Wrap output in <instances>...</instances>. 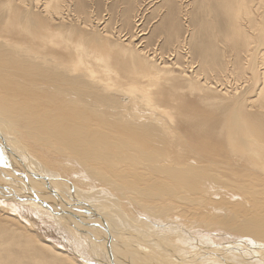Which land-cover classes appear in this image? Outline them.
I'll return each mask as SVG.
<instances>
[{"label":"rangeland","instance_id":"rangeland-1","mask_svg":"<svg viewBox=\"0 0 264 264\" xmlns=\"http://www.w3.org/2000/svg\"><path fill=\"white\" fill-rule=\"evenodd\" d=\"M19 1L21 2L22 0H12L10 2L0 0V15L10 13L9 9L11 7L13 10L11 12H14L12 15L27 16L34 13V15L39 16V13L40 16L44 17L47 14L44 13L46 11L42 12L43 9L45 10L47 0H39L41 3L44 1L42 5L38 4L39 8L34 5L38 0H29L32 1L31 3L28 0L23 1L26 2L28 7L23 2H21V5ZM63 1L64 6L60 11L63 12V17L66 16L65 18H68V22H64V25L56 22L55 27L57 30H60L61 26L63 32L67 35L69 34L68 36L73 35L75 36L73 38H79L82 35L81 39L83 38L86 44L93 43L94 46L98 44L96 39L99 35L101 37L104 34L107 35L109 38L101 40V43H106L105 52L111 56L110 62L120 68V74L123 71L124 59L125 62H129V58H126V56L121 60L122 55L129 54L130 51L137 54L140 51L139 62L150 73H156L155 80L151 81L147 77L141 80L143 85L149 89V93H151L155 103L161 110H157L155 113L152 112L150 115L148 111L151 108L140 101L133 108V100L131 102L129 100L126 101L130 99V96L125 93L122 94L123 92L120 90H113L111 92L113 94L106 95L108 105L104 110L90 108L88 109L89 111H83L86 118H97L100 123L94 131H88V139L97 132H113L109 136L110 146L107 148V151L113 155L112 163L108 160L103 161L102 158L93 159L90 162V164L99 163L100 173L104 174H90L85 172L79 162L69 157V155L66 157V155L60 154L59 151L51 153L50 149L45 148L44 150L43 144L39 142L41 138L39 136L35 137V135L30 136L31 133L28 132H24L26 137L21 138V140L19 136H16V133H12V137L16 136V139L19 138L18 144L12 148L13 151L12 149L10 152L5 151V144L7 145V143L2 144L0 142V149L5 151L0 150V167L3 168L2 170L7 171L8 176L14 179L22 177H17V175L20 176L19 172L21 171L26 174V167H28L27 174L32 173L31 176L40 175L43 169V173L46 172L44 176L49 175L55 180L56 177L53 176L55 174L67 179L73 183V186L75 185V188L82 192H80L82 198L80 196L77 197L78 194L75 193L76 199L82 203L91 204L94 202L96 206H103L97 209H103L105 213L109 212L108 214L114 217L113 220L118 224H114L116 230L119 231V235L122 234L119 238H121V241L124 239L120 242L121 244L126 245L128 250H132L138 256H143L140 253L141 251L150 254L156 264H160L159 258L167 259L170 257L168 256L170 253L168 250L171 248L174 255L177 257L182 256L183 258H181L185 262L200 264V262H196L200 255H197V251H194L198 245L210 248V251L217 247L225 249L226 253H224L223 249L222 252H218L220 253L219 258L225 259L230 264H264V256L260 249L264 246V243L254 241L250 237L247 238L233 231L245 218H248V220L250 218L253 222L264 221V149H251L250 152L244 153L239 147L237 149L239 153H227L228 156H224V153L220 151L218 153L217 150L219 145L217 138L225 139V132L224 130L222 131L221 127L226 119L229 118L230 113L237 111L246 98H255L253 97L256 93L255 87L262 84L260 76L262 70L258 60L259 52L252 57L244 53L241 55L234 42L227 41L231 34V23L228 20L229 15L225 13L226 2L222 0ZM15 3L16 5H14ZM32 10L35 12H32ZM263 10L264 6L261 10L264 15ZM259 13L260 11H257L256 15H260ZM72 14L76 16L73 17ZM53 15L55 14L53 13ZM77 19L79 23H74L75 21L78 22ZM69 20H71L72 24ZM90 27L91 29H89ZM93 29H97L96 32ZM130 44H132V47H130ZM261 48L262 46H260ZM124 50L128 51L124 53ZM90 62H93L92 58ZM165 65L166 68L164 70L163 67ZM113 76L115 80L120 78L119 74H114ZM121 77L124 79L123 76ZM51 93L58 99L63 97L62 95ZM118 93L120 94L119 96L114 95ZM108 98H110L111 103ZM83 107L85 105H74L76 110H82L84 109ZM115 110H129L128 116L130 111L137 112L139 110L138 113L140 115L145 113L141 116L143 122L137 127L126 126L130 125V123L124 124L119 121L120 119L116 121L112 118ZM244 114L256 117L249 110L244 111ZM53 117L61 122L56 123L57 128L55 130L58 134L55 130H43L44 135L49 137V144L57 143L61 133H68L63 126L64 116L56 114ZM73 117L74 119L70 126L72 129L77 126L78 122L82 121L79 114ZM154 118L155 121L153 120ZM48 126L53 128V124ZM150 126L154 127L147 132L146 130ZM251 127L252 130L257 131L262 129V134L264 135V117L260 118L257 126ZM166 135H170L174 139L170 138L171 142L168 143L163 139V136L165 138ZM125 136L129 137L130 140H126ZM147 138L149 142L145 141ZM30 139H33L31 144L29 142ZM172 140L175 141L173 142ZM142 145L153 146L156 151H154L155 156V153H159L161 151L160 148L165 146L168 150L165 149L167 152L173 153V158L179 159L180 153L182 156L179 160L183 161L184 159L183 162L190 164L196 163L200 167L198 181L196 180L195 184L188 185L184 181L175 182L172 180L174 179L172 176H170L172 178H169V176L154 174L153 170H151V173L150 170L147 173L144 167V172L137 170L139 169V164L150 163L149 155L140 152ZM261 147L264 148V145ZM86 148L92 149L89 142ZM19 149L23 150L20 151ZM2 153L3 156L1 155ZM31 159L36 161L35 166L32 164ZM28 160L31 161L33 169L29 168L30 163L29 165L26 164ZM71 160L74 161L71 162ZM10 161L13 162L11 163ZM120 161L124 163H120ZM23 164L24 166H22ZM116 165L119 166L117 167ZM126 165H129V167ZM35 170L37 171L34 172ZM2 179V174H0V186L4 185ZM52 183L53 181L51 180ZM146 185L149 186L147 187ZM143 187L148 189L146 191L153 193L151 198L145 197L139 191L132 190V188L145 189ZM8 189L17 194L20 193L18 190L21 188L12 187ZM43 191L46 194L49 192L48 195H51L50 191ZM88 192H91L92 195ZM130 192L132 193L130 194L131 197L129 196ZM50 198L52 197L50 196ZM28 200H13L12 203L11 201H4L2 196H0V232H6L9 237L19 236L22 241H34L35 247L47 249V252L43 251L46 253H42L44 257L55 259L57 264L94 263L93 257H96L95 254L92 257L86 248H83L82 251L81 248L73 246L71 241L78 238L74 235L75 238L72 237V234L66 230L68 223H65L64 226L56 218L57 216L50 211L48 213L36 211L34 206L31 205L32 201L29 203ZM108 203L110 204L108 205ZM21 204L24 205L22 206ZM111 204H114V208ZM63 209L69 219H74L72 217L73 214H68L67 207H63ZM79 210L73 209L70 212L78 217L81 212H78ZM66 220L71 222L68 219ZM90 221H86V223L91 224ZM97 232L99 233V230ZM97 232H88L85 234L88 235L87 237L81 236L86 240L89 235H93V238L91 237L90 239H95L96 237L95 240H99ZM99 236H101L100 233ZM142 242H146V245ZM136 243L140 246L136 245ZM167 246H171V248ZM173 246L175 249H173ZM122 249L124 250V248ZM162 249L163 253L161 252ZM255 251H257V254L258 252L260 253L259 257L249 259L248 254ZM232 252L235 253L231 254ZM29 253L33 255L36 252L30 251ZM86 253L89 255H86ZM240 253L244 254V257L238 258L234 256ZM185 254H190L191 257L188 259L189 256L187 257ZM223 254H227L229 256L228 259L227 255L225 257ZM184 256L187 257V261ZM170 258L173 260L174 257ZM177 259L181 261L179 258ZM192 259L195 260L193 261Z\"/></svg>","mask_w":264,"mask_h":264},{"label":"bare ground","instance_id":"bare-ground-1","mask_svg":"<svg viewBox=\"0 0 264 264\" xmlns=\"http://www.w3.org/2000/svg\"><path fill=\"white\" fill-rule=\"evenodd\" d=\"M7 1L10 2L12 0L10 1L7 0ZM23 1L25 0H22L21 2ZM65 1L67 2L68 0ZM222 1L226 2L225 13L229 15L228 20L231 23V34H230V38L227 41L234 42V44L240 51L241 55H243L244 53L247 56L252 57L255 53L257 54L259 52L258 60L262 70V73L260 74L262 84L255 87L256 93L253 96L255 98L252 97L246 98L243 102V105H241L240 108L237 109V111H234V113L232 112L230 113L229 118L226 119L225 123L221 127L222 131L224 130L225 132L224 135L225 139H221L220 137L217 138L218 139L217 141L219 142L217 150L218 153L222 152L224 153V156H228L227 153L228 154L235 152L239 153V151L237 150L239 149V147H241L244 153L250 152L251 149L254 150L264 149L263 147H261L264 145V135L262 134L263 133L262 129L257 131L254 129L252 130L251 127V126H257L259 124L260 118L264 117V15L261 11L264 6V0H233L232 3H231L232 0H222ZM29 2L31 3L32 1ZM43 2L44 1H42L41 3L38 0L34 5H36V7L39 8L38 4L40 3L42 5ZM23 3H25V5L27 6L26 2ZM63 3H64L63 0H47L45 3V10L44 9L43 11L41 9L39 10L42 12L46 11L44 13L47 14L50 13L51 15L50 14L44 15L43 13L44 17H42V15L40 16L39 13H38L39 16L34 15V13L33 15H27V16L12 15L14 13L11 12L13 11L11 9L12 7L9 9L10 13H8L7 15H0V142H2V144L7 143V145L5 144L4 150L10 152V150L18 144L19 138L21 140V138L23 139V137H26V133L24 132H28L31 133L30 136L35 135V137L39 136L41 138L39 142L43 144L44 148L43 147L42 148L44 150L45 148L50 149L49 151H51V153L53 151H59L60 154H63V156L66 155V157L67 155H69V157L76 159V161L79 162L80 166H82V169H84L85 172H88L90 174H104V173H100L99 163L94 162L90 164V162H92L93 159L97 160L98 158H102L103 161L108 160L110 161V163H112L111 160L113 159V155L107 151V148L110 146L109 136L113 134V132L112 131H107L105 133L97 132L93 137L88 139V131H94L95 128H97L100 125V123L97 118L95 119L94 118L91 119L89 117L86 118L85 113L83 111H89L88 109L90 108H98L104 110V108L107 107L108 105V100L106 95L113 94L111 93L113 90H120L123 92V93L121 92L122 94L125 93L126 95L130 96V99H127L126 101L129 100L131 102V100H133L132 102L133 108L140 101V102H144L145 105H147V107L151 108L152 111L151 110H150L151 112L148 111L150 115L152 114V112L155 113L157 110L160 111L161 108L157 106V103H155L151 93H149L150 92L149 89H147V87L143 85V82L141 80L144 79L145 77L150 78L151 81L155 80L156 73L155 74L150 73L149 70L139 62L140 51L137 54L134 53L133 51H130L129 54L122 55L123 57L119 56L122 58L121 60L125 58L124 56H126V58H129L128 59L129 62H125L124 59L123 71H121L122 73L120 74L119 71L120 68H118L116 65L110 62L111 56L105 52L106 43L104 42H102L103 44L101 43V40L109 38L104 33H103L104 36L101 37L99 35L97 37L96 41H98V44H95L96 46H94L93 43L86 44L83 38L81 39L82 35L79 38L77 37L73 38L75 37L73 35L68 36L69 34L68 35L65 34V32H63V29H61L60 25H59L60 30H57V28L55 27L56 22H58V24L63 23L64 25L65 24L64 22L68 20V18L67 19L65 18L66 16L63 17L62 15L63 12L60 11V9H62L64 6ZM14 5H16V3ZM22 7L21 9H23ZM42 7L44 8V6ZM17 9L19 8L17 7ZM257 11H260L259 13L260 15H256ZM32 12L35 11L32 10ZM52 12L55 15H53ZM48 18L50 19L48 20ZM69 22H71V20H69ZM74 23H79V21L78 22L75 21ZM78 29L82 30L80 28ZM89 29H91V27ZM96 30L94 31L96 32ZM79 33L77 32V34ZM130 45H131L130 47H132V44ZM260 46H262L261 49ZM127 51L128 50L126 51L124 50V53ZM91 58L93 59V62H90ZM95 64L96 66H94ZM165 68L166 65L163 67V69L165 70ZM114 74L115 75L119 74L120 78H117L115 80L114 79L115 77L113 76ZM158 75L159 74H157V76ZM121 76H123L124 79H122ZM51 92L56 93L58 95H62L63 97L58 99ZM227 93L229 92L227 91ZM114 95L119 96L120 94L118 93ZM108 99L109 102L111 103L110 98ZM122 99L125 101L124 98ZM74 105H85V107H83L84 109L82 110L81 109L76 110L74 108ZM111 106L117 107L116 105H111ZM246 110L252 111L256 117H250L249 115H245L244 111ZM128 111L129 110H120V111L115 110V114L112 113L114 115L112 118L116 121L120 119L119 121H122V123L124 124L130 123V125H126V126L137 127L138 125H141L140 123L143 122L141 116L145 113H142L140 115V113H138L139 110L137 112L130 111V115L128 116L127 115ZM56 114L60 116H64L63 126L64 128H66L68 133L65 134L61 133L59 137V141L57 143L55 142L49 144L48 141L49 137L44 135L43 130H55L57 128L56 123L61 121L53 117V115ZM76 114H79L82 121L78 122L77 126H75L72 129L70 126L72 125L74 119L73 116ZM153 120L155 121V118ZM50 124H53V128L48 126ZM63 126H62V130L64 129ZM152 127L150 126L146 131L149 132ZM164 131L166 132V130ZM13 132L16 133V136H19L18 139H16V136H14L15 138L12 137ZM55 132L57 131L55 130ZM170 138L173 137H171L170 135H166L164 138L163 136V139L168 143L171 142ZM125 139L130 140V138L127 136H125ZM32 140L33 139L29 140L30 144ZM145 141L149 142V139L147 138L145 139ZM88 142L92 146V149L86 148ZM163 148L164 150H162ZM165 149H166L165 146L160 148L161 151H159V153L158 152L155 153L156 154L155 156L154 155L155 149L153 146L151 147L149 145L148 147V145L147 146L142 145V147H140V152L142 154L149 155L150 163L139 164V169L137 168L135 169L144 172V168H145L147 173L149 172V170L150 173L151 170H153L155 172L154 174L169 176V178L173 177L174 179L172 180H174L175 182L184 181L188 185L195 184L196 180L198 181L199 179L200 167H198L196 163L190 164L183 162L184 161L183 158H182L183 161L179 160L180 157L182 156L180 153H179L180 155L179 159L173 158L172 156L173 153H169L167 152L168 150L166 149L167 150L166 151ZM1 155L3 156V153ZM4 156L6 157L5 154ZM31 160H32V164L35 166L36 161L33 159ZM72 161L74 160H71V162ZM30 162L31 161L28 160V163L26 162L25 163L29 165ZM121 162L124 163L123 161H120V163ZM22 166H24V164ZM126 166L129 167V165ZM32 167L33 166L30 163L29 168ZM27 168L28 167H26V174L23 171L19 172L20 176L17 175V177H21V176L22 177L17 178L18 180L16 178L14 179L8 176L7 171L2 170L3 168H1L2 171L0 170V174H2L3 177L2 180L4 181V185L0 186V196H2V199L4 201L12 202L13 200L21 201V200L29 199L28 202L30 203L32 201L31 205L34 206L36 211L38 212L44 211L47 213L50 211L53 215L55 214V216H57L56 218H58L64 224V226L65 223H68L66 230L72 234V237L75 236L76 238H78L74 240L75 242L71 241L73 243V246L81 248L82 251L83 248H86L91 254V256L95 254L96 257L92 256L94 260L93 261L94 263L92 262L93 264H156L155 260L150 254H146L141 251L140 253L143 256L140 255L141 256L140 257L138 256V254H134L132 250H128L126 245L121 244L120 242H122L124 239L121 241V238H119L120 236H122V234L119 235L118 234L119 231L116 230V227L114 225L116 224V221L113 220L114 217L110 216L108 214L109 212L105 213L104 212L105 210L103 209L102 210L97 209V208H102L103 206L102 207L96 206L94 205L95 204L94 202L91 204L85 202L82 203L80 200L76 199L78 196L81 195L82 192L77 188H75V185L73 186V183L55 174L53 175L56 177L55 180L49 177V175L44 176L46 172L43 173V169L42 171L39 170L41 171L40 175L36 177L34 175L31 176L32 173L27 174L28 173ZM37 170H35L34 172H36ZM43 180L45 183L43 182ZM51 180L53 181V183L55 182V184L52 183L53 184L52 185ZM12 187L21 188L18 190V192L20 193L16 194L10 191V189H8ZM42 189L50 191L51 194L50 196L54 199L50 198V196L48 195L49 192L46 194ZM132 190L139 191L140 194L143 193L144 196L148 198H151L152 197L151 195L153 194V193L151 194L150 191L149 192L146 191L148 190L146 188L145 189L132 188ZM75 193L78 194L77 197L75 196ZM89 194H91V192ZM130 194L132 193L131 192L129 193V196L131 197ZM109 204L110 203H108V205ZM111 205L113 206L114 204ZM63 207L68 208V214L69 215L73 214L72 217H74V215L76 214L71 213L70 211H72L73 209L74 210L81 209L78 211V212L81 211L80 215L77 212L80 221L78 219H73V218H72L73 220L69 219V217L65 215L64 213L65 210L63 209ZM58 214L60 215L58 216ZM66 219L70 220L71 222H67ZM89 220H91L90 221L91 224L93 222L92 225L84 223ZM97 230H99L101 236H99ZM92 231L98 233L99 240H95L96 239L95 236H94L95 239H90L91 237L93 238V235L92 236L89 235V238L87 239L85 238L86 240H84L83 236L87 237L88 235L85 234L88 232L91 233ZM233 231L238 232L239 234L247 238L250 237L254 241L264 243V221L259 220L253 222L251 221L250 218L249 220L248 218H245L239 224L238 227H235L233 229ZM109 236L111 237V240H109L108 238ZM35 241L37 240L35 239ZM133 243L135 242L133 241ZM144 243L146 245V242ZM39 244L37 245L39 246ZM34 245H36L34 241L33 242L28 240L22 241L21 237L19 236L9 237V235L7 236L6 232L3 231L0 232V264H57L55 259L47 258V256L44 257V254L42 253H46L47 249L45 250V248H41L37 246L35 247ZM136 245H138V243H136ZM119 247L124 248V250ZM167 247L171 248V246H167ZM147 248L149 247L147 246ZM171 249L168 250V252L170 251L168 256L174 257L173 260L170 257H168L167 259L159 258L160 264H189L188 262H185L184 259H183L184 261L182 260L183 258L182 256H181L182 258L175 256L173 250ZM173 249H175L174 246ZM209 249L210 248H206L205 246L203 247L202 245H198L196 249H194V251H197V253L196 252L195 253L197 255H200L198 256V260L196 261L197 263L200 262V264H223V263L230 264L225 259L219 258L220 253L218 252H222L223 248L220 247H217L215 249L213 248L214 250L212 251H210L211 249L210 250ZM261 250L264 256V252H263L264 250L263 249ZM30 251H35L36 253H33V255H31L29 253ZM92 251L93 253H91ZM223 251L224 253H226L225 249H223ZM161 252L163 253V249ZM234 253L235 252H232L231 254ZM87 254L88 253H86V255ZM259 254H260L259 252L257 254V251L253 253L251 252L250 254H248V257L249 259H255L259 257ZM225 255L223 254V256ZM153 256L157 258V256H155L154 254ZM234 256L240 258V257H244V254L240 253ZM187 257L189 259L191 255L190 254L187 255ZM187 257H185V259ZM228 257L229 256L227 255V259ZM177 258H179L181 261H178ZM188 259H186V261Z\"/></svg>","mask_w":264,"mask_h":264},{"label":"water","instance_id":"water-1","mask_svg":"<svg viewBox=\"0 0 264 264\" xmlns=\"http://www.w3.org/2000/svg\"><path fill=\"white\" fill-rule=\"evenodd\" d=\"M74 219H78L79 221H80V219L77 217V216H74ZM83 222V221H82ZM85 224H86V222H84ZM109 238V240H111V237L109 236L108 237ZM260 248V247H259ZM261 249H263L264 250V246H263V248H261Z\"/></svg>","mask_w":264,"mask_h":264}]
</instances>
